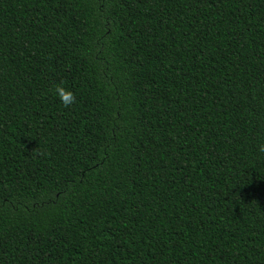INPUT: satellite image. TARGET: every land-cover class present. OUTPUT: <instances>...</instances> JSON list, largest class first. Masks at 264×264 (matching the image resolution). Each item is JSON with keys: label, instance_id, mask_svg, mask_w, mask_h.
<instances>
[{"label": "trees", "instance_id": "obj_1", "mask_svg": "<svg viewBox=\"0 0 264 264\" xmlns=\"http://www.w3.org/2000/svg\"><path fill=\"white\" fill-rule=\"evenodd\" d=\"M261 145L264 0H0V264H264Z\"/></svg>", "mask_w": 264, "mask_h": 264}, {"label": "clouds", "instance_id": "obj_2", "mask_svg": "<svg viewBox=\"0 0 264 264\" xmlns=\"http://www.w3.org/2000/svg\"><path fill=\"white\" fill-rule=\"evenodd\" d=\"M54 91L55 95L59 98L60 102L65 108H68L72 104L76 103L75 94L72 91L66 89L65 87L61 85H56ZM259 151L264 153V145L260 146Z\"/></svg>", "mask_w": 264, "mask_h": 264}]
</instances>
